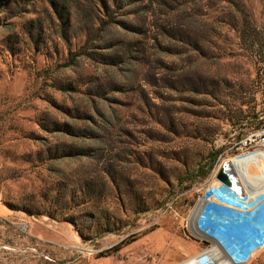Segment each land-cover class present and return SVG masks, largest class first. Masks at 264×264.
I'll use <instances>...</instances> for the list:
<instances>
[{
	"label": "rangeland",
	"instance_id": "rangeland-1",
	"mask_svg": "<svg viewBox=\"0 0 264 264\" xmlns=\"http://www.w3.org/2000/svg\"><path fill=\"white\" fill-rule=\"evenodd\" d=\"M235 16L225 0H0V264L228 263L204 230L264 264L254 209L197 211L242 205L215 175L263 151L245 144L264 82Z\"/></svg>",
	"mask_w": 264,
	"mask_h": 264
},
{
	"label": "trees",
	"instance_id": "trees-1",
	"mask_svg": "<svg viewBox=\"0 0 264 264\" xmlns=\"http://www.w3.org/2000/svg\"><path fill=\"white\" fill-rule=\"evenodd\" d=\"M225 1L231 5L236 13L231 26L237 33L238 46L247 55L256 58L254 60L256 74L264 82V0H261L263 2L261 20L256 19L251 12L245 10L241 0ZM209 171V168H205L202 176L206 177Z\"/></svg>",
	"mask_w": 264,
	"mask_h": 264
},
{
	"label": "bare ground",
	"instance_id": "bare-ground-1",
	"mask_svg": "<svg viewBox=\"0 0 264 264\" xmlns=\"http://www.w3.org/2000/svg\"><path fill=\"white\" fill-rule=\"evenodd\" d=\"M259 156L264 157V152L257 150V151L248 153V154L243 155V156H235L236 159H235L234 163L233 162L231 163L230 159L225 160V162L227 163V165L229 167L228 172L232 173V186L227 187V186L223 185L217 179H215L213 181L214 186L223 185L227 190L236 192V193L241 194V195L247 193V194H249V196L254 197L264 187V172L262 174H260V171L262 170L261 164L257 160H255V158L259 157ZM251 162H253V163H251ZM248 165H249V169H248ZM252 165L254 166L257 173L251 172V166ZM263 167H264V165H263ZM206 200L215 201V199L212 196L210 198H202L200 201V204L197 208V211L201 205V202L202 201L204 202ZM225 207H234V203L229 202V201H228V203L225 202ZM262 241H261V243H262ZM215 242H216V245H218V241L215 240ZM214 251L211 252V255L214 253ZM195 259L196 258L191 259L192 261H190V262H182L179 264H194ZM214 263H212V264H214Z\"/></svg>",
	"mask_w": 264,
	"mask_h": 264
},
{
	"label": "built area",
	"instance_id": "built-area-1",
	"mask_svg": "<svg viewBox=\"0 0 264 264\" xmlns=\"http://www.w3.org/2000/svg\"><path fill=\"white\" fill-rule=\"evenodd\" d=\"M246 140H247V142H246ZM252 142H255L256 145L261 147L263 152H264V127L259 129V130H256L255 132L250 133L247 136V138H245V144L246 143L252 144ZM218 187H220V189H223V190L226 189L223 185H219ZM239 196H241V199L243 200V201H241L242 205H239V206L234 203V207H225V202H221V201H213V203L216 205H219V206H223L224 208H227V209H237V208H239V209L242 208V210L254 209L253 211H254V215L256 216V222L253 223L254 225H252V226H253V228L255 227V229H256L255 239L257 241V245H260L261 241L264 240V201L262 203H260V205L255 203V204H252V206L248 208V206H247L248 202L253 197L249 196V194H247V193L243 194V195L239 194ZM210 211L211 210L208 208L207 212H210ZM204 232L208 236L213 237L214 240L216 239L217 241H220L223 244V246L226 247L216 232H214V231H208L207 232V230H204ZM226 249H227V251L225 252V255H226V258H227V261L229 264H238L242 261L241 258H237L235 256V254H233L229 250L228 247H226ZM253 249H254L253 246L250 247L249 252H251Z\"/></svg>",
	"mask_w": 264,
	"mask_h": 264
},
{
	"label": "water",
	"instance_id": "water-1",
	"mask_svg": "<svg viewBox=\"0 0 264 264\" xmlns=\"http://www.w3.org/2000/svg\"><path fill=\"white\" fill-rule=\"evenodd\" d=\"M229 167L227 163L224 161L219 167L215 178L219 180L223 185L227 187L232 186V173L228 172Z\"/></svg>",
	"mask_w": 264,
	"mask_h": 264
},
{
	"label": "crops",
	"instance_id": "crops-1",
	"mask_svg": "<svg viewBox=\"0 0 264 264\" xmlns=\"http://www.w3.org/2000/svg\"><path fill=\"white\" fill-rule=\"evenodd\" d=\"M5 212H6L5 207H4V205L2 204V202L0 201V214H3V213H5Z\"/></svg>",
	"mask_w": 264,
	"mask_h": 264
}]
</instances>
